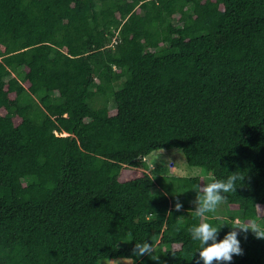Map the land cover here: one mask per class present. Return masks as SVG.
<instances>
[{
    "label": "trees",
    "instance_id": "1",
    "mask_svg": "<svg viewBox=\"0 0 264 264\" xmlns=\"http://www.w3.org/2000/svg\"><path fill=\"white\" fill-rule=\"evenodd\" d=\"M171 149L204 176L149 170ZM231 172L212 222L264 226V0H0V264H197L193 186Z\"/></svg>",
    "mask_w": 264,
    "mask_h": 264
},
{
    "label": "clouds",
    "instance_id": "2",
    "mask_svg": "<svg viewBox=\"0 0 264 264\" xmlns=\"http://www.w3.org/2000/svg\"><path fill=\"white\" fill-rule=\"evenodd\" d=\"M244 177L239 172H231L226 179L213 180L204 185H194L193 187L202 190V194L192 201L193 207L189 213L196 218L207 217L203 222L193 225L190 229V239L198 243V248L194 254H198L197 264H228L233 260V256L243 254L241 239H247V234L251 233L255 239L264 240V226L253 219L251 223L242 220H228L226 223L217 225L213 223L214 213L218 206L226 199L227 193L235 192L241 185ZM182 192V191H181ZM180 192V193H181ZM163 195H168L162 190ZM183 204L176 202V210H180ZM264 211V209H261ZM222 226H228L231 230L222 239L219 232ZM128 241L135 238L132 233L126 236ZM133 249L134 257L148 256L149 259L159 264V256L148 240H136ZM132 259V257H129Z\"/></svg>",
    "mask_w": 264,
    "mask_h": 264
},
{
    "label": "rangeland",
    "instance_id": "3",
    "mask_svg": "<svg viewBox=\"0 0 264 264\" xmlns=\"http://www.w3.org/2000/svg\"><path fill=\"white\" fill-rule=\"evenodd\" d=\"M108 107L110 108L111 113H114V107L112 103H108ZM145 162L149 167V170L152 171L153 167H159L160 173L159 176H167V177H195V176H204V172H201L198 168L189 167L182 155V153L178 149L171 150H162L151 153L148 157L145 158ZM163 169V175H162ZM210 181V179L204 178V184ZM192 201H188V206H192ZM220 206V205H219ZM222 208V206H221ZM264 209L263 207H258L259 215L264 217ZM221 215L225 213L223 209H220ZM214 216L220 217L219 210L217 209L214 213ZM98 264H131L129 260H101Z\"/></svg>",
    "mask_w": 264,
    "mask_h": 264
}]
</instances>
